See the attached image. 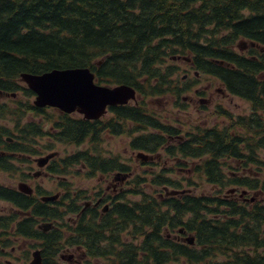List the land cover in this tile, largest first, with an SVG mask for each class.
Segmentation results:
<instances>
[{"label": "trees", "instance_id": "trees-1", "mask_svg": "<svg viewBox=\"0 0 264 264\" xmlns=\"http://www.w3.org/2000/svg\"><path fill=\"white\" fill-rule=\"evenodd\" d=\"M237 39L264 46V0H0V92L13 99L21 91L23 97L9 99L10 103L0 102V120L4 121L0 123V149L39 153L42 145L36 137L44 134L71 146L87 144L90 152L81 149L69 155L66 161L71 165L82 161L91 167L104 166L102 172L123 169L115 158L97 154L102 132L108 127L113 133L129 135L123 124L133 122V132L144 134L132 139L131 148L149 152L164 145L166 136H177L179 130L163 125L151 114L145 100L180 90L176 84L173 89L168 88L178 72L173 60L182 55L191 59L193 69L216 76L226 90L248 101L254 111L259 105L264 108V78H260L264 53L259 59L237 53L233 48ZM74 67H88L99 84H126L136 90L140 98L134 106L110 107L119 121L117 126L108 120L60 113L51 119L49 128L26 121L30 114L50 121L49 107L33 104L34 93L19 80L20 74ZM255 117L254 112L248 117L234 118L229 128L197 127L191 139L179 146V152H175L176 147H167L173 155L201 157L191 175H198L217 189L206 194L185 191L169 195L165 209L145 193L132 208L116 204L112 212L117 218L109 222L110 227L121 228L127 218L135 224V234L141 237L136 244L126 245L125 251L116 255L117 261L264 264V254L260 257L256 253L264 247L258 227L264 223V207L261 211H247L224 192L232 185H257L258 180L246 175L241 178L233 175L235 172L227 174L225 170L228 160L242 159V137L235 129L245 126L255 133ZM12 124L15 130L10 128ZM155 129L160 132L155 133ZM18 133L22 143L4 141L5 135ZM247 161L254 159L248 157ZM1 167H8L5 160ZM169 176L162 171L152 175L150 181L176 190L193 184L186 176ZM0 196L15 198L3 187ZM28 204L22 198L21 206ZM164 223L168 228H183L192 233L196 246L170 240L162 243L159 232ZM147 226L150 233L145 230ZM88 239L89 244L98 240L97 232Z\"/></svg>", "mask_w": 264, "mask_h": 264}, {"label": "flooded vegetation", "instance_id": "flooded-vegetation-1", "mask_svg": "<svg viewBox=\"0 0 264 264\" xmlns=\"http://www.w3.org/2000/svg\"><path fill=\"white\" fill-rule=\"evenodd\" d=\"M238 47L243 52L246 50L255 51L256 54H242L252 59H259V55L264 53V46L260 44H258V46L256 44L251 45L250 41H242L238 44ZM181 59L189 63L191 67L193 66L191 59L187 57H181ZM193 75L194 78L198 80L197 78L200 76V72L194 70ZM208 75L219 82L221 87L216 90L220 91L222 96L229 95L230 92L226 90L223 83H221L216 76L211 74ZM186 78L187 74L183 75L181 80L185 81ZM260 78H264V70L260 73ZM198 86L199 85L196 84L188 87L187 95L183 97V100H187L193 104L200 103L204 106L211 104L213 92L210 90V84L201 87ZM131 101H133L134 104H130ZM136 103L137 101L130 100L126 104L114 106L131 107ZM110 107L113 106H108L106 112L98 119L108 120L113 125L117 126L119 121L116 115L110 111ZM257 107L259 108L255 111L252 109V113L255 112L257 125L254 134H256L259 139L252 145L250 143L252 140L250 141V138L247 139L246 134H240L242 137V143L240 145L242 159L235 161V163H238L243 171L247 166L257 167L254 165V162L247 161L241 163L244 157L255 158L256 162L264 164V108L260 105ZM57 111L60 114H68L69 116L80 115L77 112L64 113L60 110ZM107 115L111 116L108 117ZM228 117L230 121L233 122V117L231 115ZM161 123L167 125V123L162 121ZM127 124L130 125V130H128L130 131L129 135L133 136L134 124L133 122H127ZM197 127L211 129L215 126H196V128ZM177 129L179 130V128ZM241 129L247 131L245 126ZM105 131L115 134L108 127L104 129L102 134ZM154 132L159 133L160 131L155 129ZM180 132L179 130V134L175 137L166 136L165 138L167 140L164 145L159 146V148L153 152L142 149H132L130 142L136 136L130 139L129 146L132 150H137L146 155L145 159L136 156L139 152L135 155L136 159H140L143 164H151V159L153 157H159L161 156L160 154H162L173 161L172 163L175 166H183V168H180L181 170H188L190 174H192L195 172V167L193 166L194 160L200 159L201 157L182 155V153L173 155L167 152V147L170 146L176 147L175 152H179V150H181L179 146L187 142L188 139H191V133L193 132L187 131L184 137L180 136ZM102 134L100 137L101 141ZM20 138L19 135H5L4 141L10 144L16 142L22 143L18 140ZM36 138L40 140L39 146L42 145L40 147L42 151L39 153L30 154L21 151L0 149V169L8 171L12 166L14 169H16V166H19L20 169L15 177V185L12 182L0 184V187L10 190L15 196L14 200L5 199L0 196V201L2 202L0 203V264H31L35 260V264H128L117 261L116 255L123 253L126 249V245L139 242L141 237L135 234V224L127 218V223L123 222L121 228L110 227L109 222L116 221L117 218V215L112 212L114 206L119 203L132 208L136 202L142 200L143 194L145 193L147 198L151 197L155 202L162 203V208L165 209L164 202L167 196L173 195L166 192L169 186H158L150 181V177L148 181H138L137 179L141 178V176L133 177L130 164L121 160L120 157L116 155L108 156L107 158H115L117 163L121 162L123 164V169L119 170L117 168L115 170L111 168V170L102 172L104 166L91 167L85 165L82 161L71 165L66 161L71 153L62 155V152L55 148L56 144H68L59 141L56 142L50 135L47 136L43 134ZM43 139H47V143H42L43 141L41 140ZM81 146H85L82 150L88 151L87 144H82ZM97 154L102 158L106 157L99 151H97ZM42 159L45 161H42ZM2 160H5L8 167H1ZM78 165L80 169L78 167L75 168ZM78 169L84 171L87 177L91 179L99 177L98 179L100 180L91 184H81L77 190H74L71 187V182L68 180V177H72L73 173H79ZM233 170H237V168L234 167ZM233 172H235L233 175L240 176L241 178L245 176L242 173ZM250 172L254 173V175L249 176V178L258 180L257 178L261 174L260 169H252ZM40 178L49 180L51 186H43L38 181ZM58 178L60 179L57 182ZM146 183L157 187H163L165 193L158 194V192H155L157 194V196H155L146 192L144 186ZM262 183L264 184V181H262ZM20 184L27 188L26 192L20 189ZM258 185L259 184L255 185L254 189H256ZM232 186L226 190L225 195H230V199L244 206L247 211H253L254 208L261 211L264 207V191L262 188L256 189L250 194L249 189L253 188L249 187L247 184ZM240 187H248L249 189H240ZM136 190L137 192H135ZM129 194L139 195L140 201H130ZM22 198L29 202L25 207L21 206ZM258 214L261 216L262 213L258 212ZM258 227L260 238H263L264 223H261ZM96 228L98 229L95 230ZM145 230L147 233L151 232L149 226H147ZM171 230H173V228H168L166 223L161 225L159 235L162 239V243L166 240H170L178 244L195 245V236L192 235V233L184 231L183 228L178 229L176 232H172ZM96 232L99 239L89 244L88 236ZM100 233L101 236H99ZM143 239L144 238H142V241ZM189 239L193 240L191 244L189 243ZM256 253L262 257L264 254V247L258 248ZM148 264L151 263L149 262Z\"/></svg>", "mask_w": 264, "mask_h": 264}, {"label": "rangeland", "instance_id": "rangeland-1", "mask_svg": "<svg viewBox=\"0 0 264 264\" xmlns=\"http://www.w3.org/2000/svg\"><path fill=\"white\" fill-rule=\"evenodd\" d=\"M247 14V12H245ZM240 39H237L233 43L234 50L239 54H256L255 51H241L238 49V44L240 43ZM183 56V55H182ZM181 56V57H182ZM178 58L177 60H173L176 62V65L178 66V72L174 73L172 76L173 82H170V87L168 90H171L175 87V84L179 87V91L176 93L174 91H170L168 94L162 95V96H155L151 98H147L145 100L150 112L154 117L158 118L164 123L171 124L181 131L180 136L184 137L185 133L187 131L194 132L196 126H215L220 127V129L229 128L232 125V122L229 119V115H231L234 118H238L240 116L248 117L252 115V107L250 103L247 101L241 99L240 97L233 95L229 93L227 96H222L220 94V91H217V88H220L221 85L217 80H215L213 77L209 76L205 73H200V76L196 80L193 75V69L189 63L186 61ZM187 74V78L185 81L181 80V77L183 75ZM198 84V87L206 86L210 84L211 88L210 90L213 92L212 94V101L211 104L204 106L200 103H190L187 100H183V97L187 95V89L191 85ZM140 97L137 96V100ZM11 100L15 99H23L21 96V91H19L14 98H9L4 93L0 92V102H11ZM32 102L34 100V95L31 98ZM130 104H134L133 101L130 102ZM58 111L54 108L47 109V116L50 118V121L45 119L44 117H37L35 118L34 114H30L28 117H26V121L29 122H37L43 125L44 128H49L51 126V119H55L58 115ZM108 117L111 115H107ZM106 117V116H105ZM0 123H4V121L0 120ZM20 123H23L21 120ZM10 125V123H9ZM124 128L126 130H130L129 124H123ZM11 129H14L13 124L10 126ZM15 130V129H14ZM188 132V133H189ZM235 132H238L239 134H246L247 139L250 138V143L254 145L259 137L251 133L250 131H243L241 128L235 129ZM16 133V131H15ZM196 133V132H194ZM142 132H135L133 133V136H139L143 135ZM19 136L21 134L18 133ZM132 135H127L124 132L122 133H115L111 134L108 131H105L102 134V141L99 142L97 146V150L101 152L102 155L108 157V156H119L121 160L126 161L130 164V167L133 172V177L141 176L142 178H149L152 175H155V173H160L164 171L167 175L170 176H186L187 178H190L193 182V184L189 187H186L184 185L182 189H188L189 192H195L200 194H206L207 192L213 193L217 187L211 186L207 182H205L202 178H200L198 175H191L188 170H181L180 168H183V166H175L170 159H168L166 156L160 154L159 157H153L151 159V164H143L140 159H136L135 155L137 154V150H132L129 146V141L133 137ZM19 141H23L22 138L18 139ZM42 143H47V139L41 140ZM85 146H71V145H62V144H56L55 148H57L59 151L62 152V155L73 153L74 151L81 150ZM202 158H198L194 160V165L199 164L201 162ZM254 159V165L257 167H251L247 166L245 170L243 171L241 167L238 165V163L233 162L232 160H228V165L225 167V170L227 174L230 172L236 171L239 174H243L246 176H253L254 173H251L250 171L253 169L255 170L260 169L261 174L257 178L258 187L256 189L262 188L264 191V184L262 181H264V164H261L260 162H256V159ZM247 162V157H244L241 163ZM231 166L237 168V170L231 169ZM79 168V165L75 168ZM80 169V168H79ZM78 169V170H79ZM20 171L19 166H16V169L12 168L8 171H4L0 169V184L12 182L14 185L16 184L15 177L16 174ZM193 174V173H192ZM169 176V177H170ZM132 177V178H133ZM99 177H95V179H91L86 176L84 171L79 170V173H73L72 177H68V180L71 182V187L74 190H77L78 187L81 184H91L95 181H98ZM60 178L57 179V182ZM43 186L49 187L51 186V182L49 180L40 178L38 180ZM145 191L157 196L155 192H158V194L162 193L164 194L165 191L163 190V187H157L155 185H151L149 183H146L145 185ZM152 186V187H150ZM233 187V186H232ZM56 188V185H55ZM231 188V187H229ZM171 188L168 187V192ZM240 189H249L248 187L241 188ZM238 189V190H240ZM256 189H249L250 194L254 192ZM156 190V191H155ZM158 190V191H157ZM161 190V191H160ZM227 189H225L224 192H226ZM186 191V190H185ZM237 196V195H236ZM129 200L130 201H140L139 195H132L129 194ZM0 203H2L0 201ZM1 209V208H0ZM178 229L173 228L171 230L172 232H176ZM198 249V247H196Z\"/></svg>", "mask_w": 264, "mask_h": 264}, {"label": "water", "instance_id": "water-1", "mask_svg": "<svg viewBox=\"0 0 264 264\" xmlns=\"http://www.w3.org/2000/svg\"><path fill=\"white\" fill-rule=\"evenodd\" d=\"M250 44L255 45V42L251 41ZM19 80L34 93V105L56 108L65 113L77 112L88 120L101 117L108 106L126 104L136 99V90L129 85L98 84L94 72L88 67L52 69L41 74L23 72ZM136 156L146 158L141 152ZM19 187L27 191L24 185L20 184ZM192 242L193 240L189 239V243ZM35 263L36 260L31 264Z\"/></svg>", "mask_w": 264, "mask_h": 264}]
</instances>
